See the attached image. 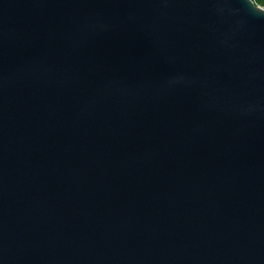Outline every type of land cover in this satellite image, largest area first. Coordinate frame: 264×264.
<instances>
[{
  "label": "water",
  "instance_id": "1",
  "mask_svg": "<svg viewBox=\"0 0 264 264\" xmlns=\"http://www.w3.org/2000/svg\"><path fill=\"white\" fill-rule=\"evenodd\" d=\"M0 264H264V8L0 0Z\"/></svg>",
  "mask_w": 264,
  "mask_h": 264
},
{
  "label": "rangeland",
  "instance_id": "2",
  "mask_svg": "<svg viewBox=\"0 0 264 264\" xmlns=\"http://www.w3.org/2000/svg\"><path fill=\"white\" fill-rule=\"evenodd\" d=\"M257 3V5L263 7L264 6V3H262V0H255Z\"/></svg>",
  "mask_w": 264,
  "mask_h": 264
},
{
  "label": "trees",
  "instance_id": "3",
  "mask_svg": "<svg viewBox=\"0 0 264 264\" xmlns=\"http://www.w3.org/2000/svg\"><path fill=\"white\" fill-rule=\"evenodd\" d=\"M253 1H254L255 4L257 3L255 0H253ZM262 3H264V0H262Z\"/></svg>",
  "mask_w": 264,
  "mask_h": 264
},
{
  "label": "built area",
  "instance_id": "4",
  "mask_svg": "<svg viewBox=\"0 0 264 264\" xmlns=\"http://www.w3.org/2000/svg\"><path fill=\"white\" fill-rule=\"evenodd\" d=\"M263 8H264V6H263Z\"/></svg>",
  "mask_w": 264,
  "mask_h": 264
}]
</instances>
